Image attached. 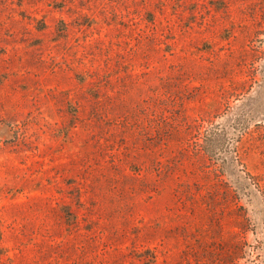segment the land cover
<instances>
[{"label": "rangeland", "instance_id": "1", "mask_svg": "<svg viewBox=\"0 0 264 264\" xmlns=\"http://www.w3.org/2000/svg\"><path fill=\"white\" fill-rule=\"evenodd\" d=\"M0 264H264V0H0Z\"/></svg>", "mask_w": 264, "mask_h": 264}, {"label": "trees", "instance_id": "2", "mask_svg": "<svg viewBox=\"0 0 264 264\" xmlns=\"http://www.w3.org/2000/svg\"><path fill=\"white\" fill-rule=\"evenodd\" d=\"M213 132V131H212ZM211 132V133H212ZM206 143L204 145V151L207 152V154L214 159H217L215 157V154L217 153L215 147H214V143H215V139L213 138V136H206L205 138ZM218 160V159H217Z\"/></svg>", "mask_w": 264, "mask_h": 264}]
</instances>
